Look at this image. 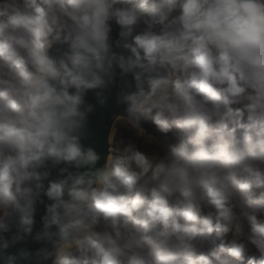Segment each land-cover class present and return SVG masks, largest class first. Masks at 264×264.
Listing matches in <instances>:
<instances>
[{
	"label": "clouds",
	"instance_id": "clouds-1",
	"mask_svg": "<svg viewBox=\"0 0 264 264\" xmlns=\"http://www.w3.org/2000/svg\"><path fill=\"white\" fill-rule=\"evenodd\" d=\"M0 264H264V0H0Z\"/></svg>",
	"mask_w": 264,
	"mask_h": 264
},
{
	"label": "water",
	"instance_id": "water-1",
	"mask_svg": "<svg viewBox=\"0 0 264 264\" xmlns=\"http://www.w3.org/2000/svg\"><path fill=\"white\" fill-rule=\"evenodd\" d=\"M116 34L115 29H114V35ZM87 100L89 102L95 103V98L94 96L89 93ZM116 109H112L111 111H115ZM111 111H106V110H98L97 113L92 117V121L94 124V127L96 128L101 141L103 140L104 137L107 135L108 128L111 124ZM144 132L143 133H138L136 130L134 132L136 134L143 135L146 140H152L159 144L161 146V142L154 138L155 135V129L154 126L151 124H144ZM44 212V207L43 205H39L37 209V214H36V224H35V229L34 230H39L41 228V220L40 217ZM29 247H36L35 244L32 242H29L28 244Z\"/></svg>",
	"mask_w": 264,
	"mask_h": 264
},
{
	"label": "trees",
	"instance_id": "trees-1",
	"mask_svg": "<svg viewBox=\"0 0 264 264\" xmlns=\"http://www.w3.org/2000/svg\"><path fill=\"white\" fill-rule=\"evenodd\" d=\"M117 137H126L131 138L133 141H136L138 145L145 151H154L160 147L159 144L152 140H146L143 135L136 134L134 130L129 128L121 127L118 131H116Z\"/></svg>",
	"mask_w": 264,
	"mask_h": 264
}]
</instances>
